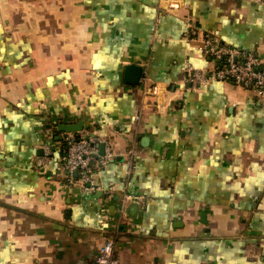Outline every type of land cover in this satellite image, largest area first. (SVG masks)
I'll use <instances>...</instances> for the list:
<instances>
[{"label": "crops", "instance_id": "obj_1", "mask_svg": "<svg viewBox=\"0 0 264 264\" xmlns=\"http://www.w3.org/2000/svg\"><path fill=\"white\" fill-rule=\"evenodd\" d=\"M185 1L0 0V264H96L110 237L119 264H264V98L222 80L186 90L182 71L211 64L187 18L264 58V3ZM79 119L116 152L93 188L62 164L58 124ZM128 175L141 206L121 218Z\"/></svg>", "mask_w": 264, "mask_h": 264}, {"label": "built area", "instance_id": "obj_2", "mask_svg": "<svg viewBox=\"0 0 264 264\" xmlns=\"http://www.w3.org/2000/svg\"><path fill=\"white\" fill-rule=\"evenodd\" d=\"M253 1L264 3V0ZM186 6L185 0H167L162 8L177 13ZM186 26L183 37L189 41H198L200 51L211 59V64L208 66H197L190 61L182 65L186 90L207 85L214 80H222L247 88L253 91L256 97L264 98V58L257 49H246L223 42L216 35L204 32L190 18L186 19ZM141 80L146 95L157 96L159 94V85L150 83L147 74L142 75ZM62 139L64 145L62 164L67 173L66 179L73 183H80L84 187L93 188L92 173L116 158L111 142L99 135L89 133L85 128L64 132ZM101 143L103 144L102 152L100 151ZM47 150L50 151L49 146ZM137 153L136 145L127 149L129 166L127 174L129 175L134 167V156ZM129 175L126 176L125 183L121 187V218L124 216L125 206L129 200L142 198L140 195L129 192ZM117 189H119L118 184L111 183L106 192L112 194ZM95 262L96 264H119L114 238H107L102 243L96 254Z\"/></svg>", "mask_w": 264, "mask_h": 264}, {"label": "water", "instance_id": "obj_3", "mask_svg": "<svg viewBox=\"0 0 264 264\" xmlns=\"http://www.w3.org/2000/svg\"><path fill=\"white\" fill-rule=\"evenodd\" d=\"M125 79L127 82L133 83V84H137L140 81V78L142 76V67L136 63H128L126 65L125 68ZM85 126V120L84 119H79L76 122H60L58 124V129L60 131H77V130H81L83 129ZM59 137H62L61 135H59ZM75 174H77V172H75ZM140 202L138 200H132L129 205H128V209H127V213L129 215L130 218H133V214L130 213V209H132L133 207L136 208L137 211L140 210Z\"/></svg>", "mask_w": 264, "mask_h": 264}]
</instances>
